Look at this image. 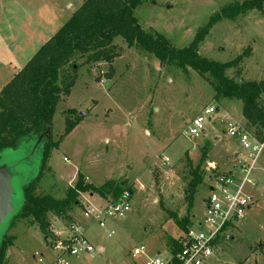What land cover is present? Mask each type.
Wrapping results in <instances>:
<instances>
[{
    "label": "rangeland",
    "instance_id": "obj_1",
    "mask_svg": "<svg viewBox=\"0 0 264 264\" xmlns=\"http://www.w3.org/2000/svg\"><path fill=\"white\" fill-rule=\"evenodd\" d=\"M64 1L0 0V89L82 2L72 0V6L66 7ZM244 1L143 0L135 8L134 16L143 29L158 32L173 46L182 48L214 13ZM27 15L31 29H35V34L41 33L39 40L33 38L32 45L24 44L27 36L19 30ZM114 39L118 52L109 73L104 61L85 64L79 56L74 60L77 78L68 95L55 107L51 140L58 144L45 157L43 169L42 140L38 138L26 136L17 148L8 147L0 152V165L9 166L14 188L11 201L15 209L0 224V235L5 234L9 240L7 264H38L35 251L44 255L43 264H49L57 257L52 243L68 237L71 224H76L94 247V251L79 257L66 256L71 264H144L143 255L132 257L134 247L141 244L148 255L167 258L169 237L183 235L169 211L179 218L186 215L184 192L191 177L187 157L196 166L202 149L208 148V157L202 163L204 180L189 211L194 215L192 223L203 218L209 190L207 177L213 174L208 169L209 162L218 165L220 171L231 169L236 163L235 154L240 146L227 134V123L242 115L241 101L215 100L214 90L195 70L161 64L153 54L135 45L128 46L119 36ZM197 50L221 62L241 54L238 68L227 69V75L236 81L264 79V3L263 10L251 8L219 18ZM209 104L218 110L204 122V130L197 136L186 134L189 120ZM65 109L75 111L72 119L85 113L68 132ZM162 157L168 158L167 162ZM79 171L86 182L96 186L111 179H126L133 189L130 209L122 216H107L101 226L82 213L87 204L102 208L107 200L81 192L80 204L70 212L72 222L48 215L52 231L49 238L30 217H14L7 229L12 216L23 205L26 181L41 172L36 182L37 193H48L60 200L75 183ZM263 176L264 149L251 172L255 185L244 187L245 193L252 195L254 207L244 212L239 223L226 228V236L219 241L214 255L203 264H264Z\"/></svg>",
    "mask_w": 264,
    "mask_h": 264
},
{
    "label": "trees",
    "instance_id": "obj_2",
    "mask_svg": "<svg viewBox=\"0 0 264 264\" xmlns=\"http://www.w3.org/2000/svg\"><path fill=\"white\" fill-rule=\"evenodd\" d=\"M143 0H82L80 6L59 29L50 36L29 58L23 67L12 75V78L0 89V151L16 147L26 136L40 138L46 142L41 168L45 167L44 159L58 141L51 140L52 117L59 100L68 95L76 76V57L84 58L85 64L104 61L110 66L117 55L115 37L125 40L127 45H135L158 57L161 64H172L179 68L190 67L201 74L214 90L213 98L239 99L245 127L264 141V79L253 81H236L225 72L229 68H238L242 55L235 59L221 62L209 59L198 53L197 47L205 38L210 28L221 17H231L245 10L256 8L263 10L264 0H246L234 6L222 8L214 13L208 22L196 32L193 40L182 48H176L158 32H150L136 21L134 10ZM110 75V74H109ZM65 129L70 131L82 115L72 109L63 110ZM208 148L202 149L199 163L192 165L191 177L184 192L186 215L175 218L176 224L184 234L192 224L193 214L189 213L194 194L203 183L202 163L207 156ZM41 173V172H40ZM28 182L23 188L25 204L14 217L33 219V223L47 236H51V213L55 217L72 222L69 212L80 204L79 194L89 192L104 199L115 200L124 191L132 193L130 183L124 180H107L101 185L86 182L79 171L75 183L66 189L65 196L58 200L48 193H37V179ZM13 221V220H12ZM11 224V223H10ZM0 242V264H7L6 245L8 237L4 234ZM181 236L169 237V253L175 255L181 248ZM173 264L179 261L173 258Z\"/></svg>",
    "mask_w": 264,
    "mask_h": 264
},
{
    "label": "built area",
    "instance_id": "obj_3",
    "mask_svg": "<svg viewBox=\"0 0 264 264\" xmlns=\"http://www.w3.org/2000/svg\"><path fill=\"white\" fill-rule=\"evenodd\" d=\"M216 111L214 105H206L201 112L189 120L185 133L190 136L199 135L204 130V122ZM221 124L224 122L222 121ZM227 125L229 137L239 142L240 149L236 153L237 163L234 170L219 172L217 166L209 162L208 169L213 174L207 177L210 188L204 199L202 220H195L187 228L180 239L181 248L175 255L169 253L167 258L159 254L148 255L145 246L141 244L134 247L133 258L143 255L144 264H173V258L177 259L179 264H203L214 255L219 241L226 236V228L239 223L249 206L255 205L252 195L245 193L244 187L246 184L256 183L250 176L258 157L263 152L264 141L259 140L255 134L234 119ZM161 160L167 162L168 158L162 157ZM131 195L132 193L124 191L117 199H108L107 205L102 208L87 204L82 214L103 226L107 216H122L130 209ZM70 229L68 237L52 243L57 257L49 264H71L66 256L79 257L81 254L94 251V247L85 234L78 230L76 224H71ZM34 257L38 264L44 263L42 253L35 251Z\"/></svg>",
    "mask_w": 264,
    "mask_h": 264
},
{
    "label": "water",
    "instance_id": "obj_4",
    "mask_svg": "<svg viewBox=\"0 0 264 264\" xmlns=\"http://www.w3.org/2000/svg\"><path fill=\"white\" fill-rule=\"evenodd\" d=\"M84 114L85 113L83 112L81 115H84ZM24 139H22L19 142V144L14 148H17ZM38 139H40V138H38ZM45 144H46V142L43 140L41 143V147H42L41 159L43 156V151L45 149ZM10 148H13V147H10ZM41 159H40V163H41ZM36 177H37V175L33 179H35ZM33 179L26 181L25 184L23 185V188L28 182L32 181ZM124 183H127L126 179H124ZM13 190H14V188H13V185L11 183V171L9 169V166H7L6 164H1L0 165V224L3 223L4 220H6L5 218L9 215V213H11L15 209L14 206L12 205V201H11ZM22 192H23V189H22ZM23 200H24V195H23ZM24 204H25V200L23 202V205ZM23 205L21 206V208L23 207ZM249 207L250 208L254 207V204H251ZM20 209L16 212V214L20 211ZM15 215H13L12 216L13 218L9 221V223L7 225V229L9 228L10 223L14 219ZM3 235H4L3 233L0 235V242L4 237ZM261 245L262 244L260 243L259 246H261Z\"/></svg>",
    "mask_w": 264,
    "mask_h": 264
},
{
    "label": "crops",
    "instance_id": "obj_5",
    "mask_svg": "<svg viewBox=\"0 0 264 264\" xmlns=\"http://www.w3.org/2000/svg\"><path fill=\"white\" fill-rule=\"evenodd\" d=\"M67 2H69V3H67ZM64 5L66 6V7H70V6H72L71 4H72V0H65L64 2ZM67 3V4H66ZM79 6H80V4H78ZM79 6H77V7H79ZM76 7V8H77ZM75 8V9H76ZM75 11V10H74ZM74 11H72L71 13L69 12V17L71 16V14L74 12ZM31 19H30V16L29 15H27V18L24 20V21H22V23H21V25H20V28H19V30L22 32V34L24 35V36H27V40L25 41V43L24 44H26V45H32V40H33V38L35 39V38H37L38 40H39V38H40V35H41V33H38V34H35V29H31ZM38 24V23H37ZM64 24V23H63ZM62 24V25H63ZM40 31V30H39ZM2 32V28H1V25H0V33ZM47 40V39H46ZM44 43V42H43ZM42 43V44H43ZM23 44V43H22ZM16 44H14V49H16ZM20 47V46H19ZM39 49V48H38ZM37 49V50H38ZM36 50V51H37ZM15 55V54H14ZM9 74V73H8ZM8 78L7 79H9L10 77L9 76H7ZM217 110H218V108H217ZM196 115V114H195ZM194 115V116H195ZM83 116V115H82ZM235 121H238V122H240L241 124H243V122L242 121H245L244 120V118H243V116L241 115V116H236V120ZM245 126V125H244ZM207 157H208V154H207ZM208 161H210L209 159H207ZM227 160L230 162V160H229V157H227ZM235 160H236V154H235ZM211 162H213V161H211ZM214 163V162H213ZM236 163H237V160H236ZM236 163H233V166H232V168L230 169H226V170H222V171H231V170H234V168H235V166H236ZM215 164V163H214ZM216 165V164H215ZM217 166V168H218V170H219V167H218V165H216ZM220 171V170H219ZM86 180V179H85ZM209 188H210V186H209ZM93 194L92 193H89V196H92ZM107 201H108V199H106ZM71 213H72V210L70 211ZM70 212H69V214H70ZM70 215H72V214H70ZM193 217H194V215H193Z\"/></svg>",
    "mask_w": 264,
    "mask_h": 264
}]
</instances>
